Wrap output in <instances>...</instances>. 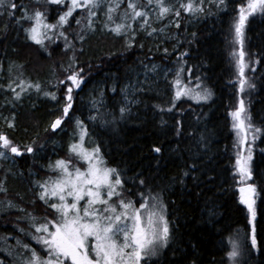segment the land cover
Masks as SVG:
<instances>
[{
  "label": "trees",
  "instance_id": "1",
  "mask_svg": "<svg viewBox=\"0 0 264 264\" xmlns=\"http://www.w3.org/2000/svg\"><path fill=\"white\" fill-rule=\"evenodd\" d=\"M11 2L17 4L15 10L0 8V111L9 116L0 132L20 146L23 154L0 158V182L7 190L0 192V262L13 264L14 256L3 251L18 245L16 240L28 246L36 244L21 231L27 226L23 223L27 213L37 219L54 217L38 199L31 174L33 170L38 174L41 165L57 158L77 162L63 147L69 136L75 141L79 137V120L100 147L106 166L120 173L125 193L135 201L136 192L164 195L170 245L162 257L145 263L228 264L231 239L241 234L243 253L236 257L238 264H264V13L250 16L245 24L247 84L241 92L237 56L233 55L240 50L234 24L239 7L247 0L203 2V11L192 21L180 17L179 27L169 22V14L162 19L165 35L170 37L167 44L173 48L167 53L157 52L145 29H134L131 47L126 46L128 36L107 29L97 33L95 26V31L87 29L84 9H77L62 29L67 41L54 37V42L45 41L42 47L28 38L25 29L32 22L21 19L24 9L20 5L26 6L29 14L38 8L46 13L49 23H56L70 1L62 5L47 0ZM80 34L83 40L78 38ZM66 43L72 47L65 48ZM73 57V67L83 69L84 81L73 90V107L64 117L66 86L58 81L69 74L64 69L73 63ZM164 65L180 66L182 79L197 85L201 93L206 91L208 98L174 99L173 76L164 73ZM35 84L40 85L39 91L29 86ZM16 92H20L19 99ZM129 97L132 100L126 104ZM241 99L253 127L260 129L248 133L244 146L245 155L247 147L252 149V179L247 183L257 190L256 219L251 223L247 205L240 202L243 185L235 168L236 130L231 113ZM121 108L126 111L121 113ZM56 118H62V123L53 131L49 122ZM29 144L38 156L24 151ZM157 147L159 153L153 151ZM6 200L16 205L4 208Z\"/></svg>",
  "mask_w": 264,
  "mask_h": 264
},
{
  "label": "snow or ice",
  "instance_id": "2",
  "mask_svg": "<svg viewBox=\"0 0 264 264\" xmlns=\"http://www.w3.org/2000/svg\"><path fill=\"white\" fill-rule=\"evenodd\" d=\"M47 2L55 5L65 4V0H47ZM122 2L124 0H116L114 6L107 8L103 27L117 36H128L127 47H131L132 41L135 39V30L132 29L131 23H126L127 21L142 20L140 28L150 27L149 12L145 9L150 7L158 9L156 15L158 20L164 19L169 14L179 17L181 9L189 13L203 11L199 5L194 4L193 0H188L186 4L181 3L175 10L174 6L166 3V0H144L143 3L141 0H127V9L121 17L122 22L115 23L113 14ZM200 3H203V0H200ZM220 3L224 4V0H220ZM103 4L104 0H70L67 10L58 16L56 23H49L46 13L38 8L29 14L26 6L20 5L24 9L21 19L32 22L31 27L25 29L28 38L43 47L45 41L54 42V37H63L67 41L62 29L69 23V18L77 9L87 11L85 27L95 31L93 18L97 16V11ZM17 7V4L11 0H0V8L5 11L15 10ZM257 12L264 13V0H247L246 5L239 7L238 18L234 24L235 41L240 45V50L238 53L234 52L233 55L237 56L236 64L241 92L244 91L247 84L244 28L249 16ZM9 15H12L11 11H9ZM76 23L81 24V20L77 19ZM176 27H179V23L176 24ZM157 31L152 28L148 35L151 36ZM159 31H163V29ZM78 38L83 40L84 35L80 34ZM70 47H72L70 44H65V48ZM164 52L167 53V49H164ZM74 63L75 58L73 57V63L64 69L69 74L64 80L58 81L59 84L66 86L65 104L62 109L64 117L68 116L69 110L73 107V90L80 88L84 81L83 69L77 71L73 67ZM153 70H155V66H153ZM182 71V68L177 71L173 83V87L176 89L174 99H179L181 96H192L197 100L207 99L209 94L206 91L198 92L182 82ZM29 86L40 90L39 84ZM247 86L253 87L250 84ZM23 90L21 88V91ZM44 94L51 96L53 100L57 99L54 93L46 92ZM19 98L20 92H16V99ZM120 111L124 113L126 109L121 108ZM231 116L234 121L232 127L236 130L235 168L239 174V182L243 185L239 188L240 202L247 205L251 223L256 219L254 197L257 190L254 184L247 183L252 179L250 168L252 149L247 147L245 155L244 146L248 143V133L250 131L259 133L260 129L253 127L243 99L239 101V107L231 113ZM61 123L62 118H57L50 127L55 131ZM76 123L81 129L79 141L70 145L69 153L77 163H73L72 159H57L54 164L49 165L52 174L43 182H37V186L41 189L38 199L43 201L55 216L52 220L45 218L44 223L39 226L34 225L35 231L41 235L33 238L43 246L45 256L41 257L35 249H31V255L26 256L21 264H142L146 258L156 256L160 248L169 242L170 228L169 221L164 214L165 206L159 194L140 193L139 201L126 199L120 173L115 168L106 166L98 145L91 150L85 147L87 129L81 121L77 120ZM9 127H14V125L9 124ZM255 139L256 137L253 135L252 140ZM33 144L25 145L24 151L30 154L34 153ZM153 151L159 153L160 148H154ZM8 153L15 156L23 154L20 146L15 145L6 134L0 132V158L7 159ZM79 162H83L81 166H77ZM140 183L144 184L145 181L141 180ZM6 191L0 182V192ZM33 219L35 218L33 217ZM255 233L256 228L253 224L251 236L253 248L257 245ZM28 247L27 244L24 245V248ZM239 255V246L233 241L232 250L227 253V256L233 259L235 264V258Z\"/></svg>",
  "mask_w": 264,
  "mask_h": 264
},
{
  "label": "rangeland",
  "instance_id": "3",
  "mask_svg": "<svg viewBox=\"0 0 264 264\" xmlns=\"http://www.w3.org/2000/svg\"><path fill=\"white\" fill-rule=\"evenodd\" d=\"M208 1H211V0H203V2H205V3H208ZM217 1H219V0H217ZM143 2H144V0H141V3H143ZM193 2H194V4L199 5L200 7L202 6V3H200V0H193ZM115 3H116V0H104V4L97 11V16L93 18V24H94V26L97 29V33H102L104 31H106V28L103 27L104 22L106 21V15H105V13L107 11V8L109 6H114ZM166 3L169 4V5L174 6V10H175V9H178L179 8V6H180L181 3H184V4L188 3V0H166ZM126 9H127V0H124V2L121 3V6L116 10L115 17L113 16V19H114V22L115 23H121L122 22L121 17L123 15V13L126 11ZM145 10H147L149 12V24H150V27H147L145 30L147 32H150L152 30V28H155V29L158 30L157 32L153 33L150 36L151 37V44H152V46L155 49H157V52L165 53L164 52V49H167V52L173 51V48L169 47L168 44H167V41H166V38H170V37H168V36L165 35L166 28H165L164 21L156 19V15H157L158 9H155L154 7H150V8L145 9ZM183 13H185V15ZM197 14H198V12H196V13H189V12H185V11H183L181 9V15L179 17H176V16H174V15L171 14L170 17H169V22L173 26H176V24L180 22V17L183 16V17H185L186 20L192 21L194 18H196ZM260 14H261L260 12H257V13H254L253 15H251V16H254V15L255 16H259ZM72 17H74V15ZM86 17H87V15H86ZM167 17H165V18H167ZM142 22H143L142 20H137L135 22L129 20L126 23H131L132 29H136V30H140V31H145L144 29L140 28V24ZM111 26H114V24H111ZM160 29H163V31H159ZM162 69L164 70V73H168V72H171L172 73L173 83H174V81L176 79V73H177V71H179L181 69V67L180 66L174 67V65H171V66L164 65V66H162ZM181 75H182V72H181ZM181 80L189 88H192V89H195L198 92H201L200 89L197 87V85H194V86L188 85L185 82V80L182 79V77H181ZM174 91L176 92V89ZM175 92H174V94H175ZM182 97L192 98V96H182ZM192 99H194V98H192ZM126 100H127L126 101V104H129L131 102L130 100H132V99H130V97H129V98H126ZM53 121H51L49 123L51 124ZM8 122H9V116H7V113L6 112H3V111H0V127H2L3 124H7ZM80 131H81V129H79V133H80ZM78 141H79V137L76 138V141H75V138L73 136H69L68 139L66 140L65 144H64L63 149L65 151H68L69 152L70 145L72 143H76ZM85 147H87L89 150H91L93 147H95V141H94V139L89 134H87L86 137H85ZM68 154H70V153H68ZM34 155L35 156H38L39 155L38 151H35L34 152ZM8 157L10 158V154L9 153H8ZM57 159H62V158H57ZM57 159H55L53 162H51V161L48 162L47 161L46 163H44L43 165H41L38 174L36 173L35 170L32 171V174H31L32 185H33V187H35V192L37 193V195H39V193L41 191V189L37 186V182L38 181L39 182H43L49 175L52 174L51 171H50V169H49V165L54 164V162ZM82 163L83 162H79L77 164V166H81ZM109 168H111V167H109ZM123 191H124V189H123ZM140 193H142V192H136V195H134L135 196V199L138 200V201L140 200V195H139ZM143 193L145 195H147L148 193H151L152 195L159 194L160 199H161L162 203L165 206V213H164L165 214V217L169 221V217H168V206H167L166 200L164 198V195L161 194L160 192H146L145 191ZM124 195H125V198L126 199H130V200L135 201L130 193H125ZM9 202L10 201L6 200V204L4 205L5 206L4 208H8L7 206L9 204ZM81 203L83 204V202H81ZM10 205L11 206H15L16 204L11 203ZM137 206H138V204H137ZM40 216H42V215H40ZM33 217L34 216L31 213H27V216H26L27 219L25 218L26 220H23L24 221L23 223H25L27 226L21 228V230H23L24 234L29 235L31 237L41 235V233H37L35 231V226H39L41 223H44L45 218H47L48 220H52V219L55 218V216L53 218L48 217V216H45L43 218L38 217V219L35 218V217H34L35 219H33ZM49 227L51 229V226H49ZM169 228H170V223H169ZM242 236L243 235H241V234H239L237 236H233L232 239H231V242L234 241L239 246L240 252L243 253V250L241 249V246H240L241 245V242H242ZM245 237L248 238V234ZM34 241L36 242L35 245H30L29 244L30 246L28 248H24V245L26 243H23V242H21L19 240H16V242H19L18 245H16L15 247H13L10 250L11 252L8 249L7 250L5 249V251H3V253L6 256H11V257L14 256L13 257V260L14 261H12L13 264H21V261L23 259H25L26 256H30L31 255V249H35L36 252L41 257L45 256V252L43 251V246L36 239H34ZM170 241H171V234H170V239H169L168 244L166 246L160 248V250H159V252H158V254L156 256L146 258L144 261H142V264H148V263H145V262H149L150 260L159 259L160 257H162L163 254H164V252H165V250L170 245ZM231 246H232V244H231ZM229 260H230V262L228 264H234L233 259H229ZM235 264H238L237 259L235 260Z\"/></svg>",
  "mask_w": 264,
  "mask_h": 264
}]
</instances>
